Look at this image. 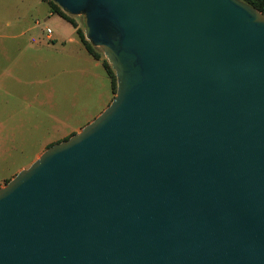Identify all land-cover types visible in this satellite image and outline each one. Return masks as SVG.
<instances>
[{
	"label": "water",
	"instance_id": "1",
	"mask_svg": "<svg viewBox=\"0 0 264 264\" xmlns=\"http://www.w3.org/2000/svg\"><path fill=\"white\" fill-rule=\"evenodd\" d=\"M108 107L0 188V264H264V14L241 0H50Z\"/></svg>",
	"mask_w": 264,
	"mask_h": 264
},
{
	"label": "rangeland",
	"instance_id": "2",
	"mask_svg": "<svg viewBox=\"0 0 264 264\" xmlns=\"http://www.w3.org/2000/svg\"><path fill=\"white\" fill-rule=\"evenodd\" d=\"M65 15L75 28L46 0H0V188L114 96L101 49L92 46L95 60L77 35L82 16Z\"/></svg>",
	"mask_w": 264,
	"mask_h": 264
},
{
	"label": "trees",
	"instance_id": "3",
	"mask_svg": "<svg viewBox=\"0 0 264 264\" xmlns=\"http://www.w3.org/2000/svg\"><path fill=\"white\" fill-rule=\"evenodd\" d=\"M46 1L48 2L49 6H50V10L53 14L59 16L60 18L66 20L67 22H69L73 28L76 27L74 22L72 20L68 19L67 16L65 15V13L62 12L55 4H53L50 0H46ZM241 1L250 5L251 7L256 9L258 12L264 14V0H241ZM77 35L80 38V40L82 41L84 48L87 51V53L89 55H91L92 58H94L95 60H98L99 56L94 52L90 43L84 40L83 32L81 30L77 29ZM102 64H103L105 71H106V73L110 79L111 90L115 94V90H116L115 74H114L113 70L111 69L110 65L107 63L106 60H104L102 62Z\"/></svg>",
	"mask_w": 264,
	"mask_h": 264
},
{
	"label": "built area",
	"instance_id": "4",
	"mask_svg": "<svg viewBox=\"0 0 264 264\" xmlns=\"http://www.w3.org/2000/svg\"><path fill=\"white\" fill-rule=\"evenodd\" d=\"M35 24L38 25L39 22L36 21ZM45 33H46V38H47V39H50V35H51V31H50V29L46 28ZM32 42H35V40L32 39Z\"/></svg>",
	"mask_w": 264,
	"mask_h": 264
},
{
	"label": "bare ground",
	"instance_id": "5",
	"mask_svg": "<svg viewBox=\"0 0 264 264\" xmlns=\"http://www.w3.org/2000/svg\"><path fill=\"white\" fill-rule=\"evenodd\" d=\"M52 35V34H51Z\"/></svg>",
	"mask_w": 264,
	"mask_h": 264
},
{
	"label": "crops",
	"instance_id": "6",
	"mask_svg": "<svg viewBox=\"0 0 264 264\" xmlns=\"http://www.w3.org/2000/svg\"><path fill=\"white\" fill-rule=\"evenodd\" d=\"M32 41V40H31Z\"/></svg>",
	"mask_w": 264,
	"mask_h": 264
}]
</instances>
